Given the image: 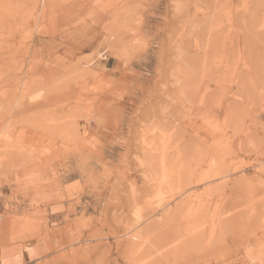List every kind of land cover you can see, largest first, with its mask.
Here are the masks:
<instances>
[{
	"label": "rangeland",
	"instance_id": "rangeland-1",
	"mask_svg": "<svg viewBox=\"0 0 264 264\" xmlns=\"http://www.w3.org/2000/svg\"><path fill=\"white\" fill-rule=\"evenodd\" d=\"M43 230L39 264H264V0H0V247Z\"/></svg>",
	"mask_w": 264,
	"mask_h": 264
},
{
	"label": "crops",
	"instance_id": "crops-1",
	"mask_svg": "<svg viewBox=\"0 0 264 264\" xmlns=\"http://www.w3.org/2000/svg\"><path fill=\"white\" fill-rule=\"evenodd\" d=\"M50 209L49 207L48 210ZM52 251V240L47 230H43L32 242L7 244L0 247V264H39L49 258Z\"/></svg>",
	"mask_w": 264,
	"mask_h": 264
},
{
	"label": "bare ground",
	"instance_id": "bare-ground-1",
	"mask_svg": "<svg viewBox=\"0 0 264 264\" xmlns=\"http://www.w3.org/2000/svg\"><path fill=\"white\" fill-rule=\"evenodd\" d=\"M207 19V18H206ZM206 19H204V20H206ZM223 20V19H222ZM228 22V21H227ZM230 23V22H229ZM217 26V25H216ZM221 27V26H220ZM217 30V29H216ZM215 30V31H216ZM203 31H204V29H203ZM210 31V30H209ZM213 31V30H212ZM210 34V33H209ZM217 36V35H216ZM208 43H209V40L207 41ZM207 43V44H208ZM210 44V43H209ZM212 44V43H211ZM211 47H212V45H210ZM214 47V46H213ZM206 50V49H205ZM207 51V50H206ZM205 54V53H204ZM232 54V53H231ZM207 55V54H206ZM212 56H213V53H212ZM207 58H208V56H207ZM205 59H206V57H205ZM205 59H204V61H205ZM240 59V58H239ZM206 62V61H205ZM238 62V61H237ZM205 64V63H204ZM205 66V65H204ZM206 67V66H205ZM206 69V68H205ZM204 69V70H205ZM208 71V69H206L204 72L206 73ZM203 72V73H204ZM236 74V73H235ZM207 75V74H206ZM214 75V74H213ZM197 89V88H196ZM210 91V90H209ZM41 92V91H40ZM197 92V91H196ZM35 95V94H34ZM39 96V95H38ZM196 96V95H195ZM202 103V102H201ZM210 126H211V124H210ZM208 128V127H207ZM211 128V127H210ZM212 129V128H211ZM217 129V128H216ZM213 132V131H212ZM210 159V158H209ZM198 163V162H197ZM208 163V162H207ZM199 167V166H198ZM208 167V166H207ZM164 168V167H163ZM202 169V168H201ZM164 170V169H163ZM210 171V170H209ZM167 171L165 170L164 171V174H163V180L164 181H166V178H167V173H166ZM204 172H208V171H204ZM211 172V171H210ZM208 174H206V176H207ZM210 176V175H209ZM210 178V177H209ZM207 181V180H206ZM201 184V183H200ZM62 197V196H61ZM199 199V198H198ZM205 201V200H204ZM199 203V202H198ZM205 205V204H204ZM193 206V205H192ZM197 208V207H196ZM189 209V208H188ZM204 210H206V208H204ZM191 212V211H190ZM202 212H203V210H202ZM205 212V211H204ZM189 213V212H188ZM188 213H187V215H188ZM192 213V212H191ZM190 213V214H191ZM201 213V212H200ZM199 213V214H200ZM206 213V212H205ZM202 215V214H201ZM203 215H206V214H203ZM187 217L188 216H186V219H187ZM189 217H190V215H189ZM195 217V216H194ZM193 217V218H194ZM201 218H203V217H201ZM184 219V218H183ZM194 220V219H193ZM199 220V219H198ZM205 220V219H204ZM203 220V221H204ZM189 221V220H188ZM202 222V221H201ZM195 223V222H194ZM199 223V222H198ZM197 223V224H198ZM20 221L19 220H15V221H13V223H12V225H11V229H10V234L13 236V237H15V235H16V233H17V229H19V227H20ZM188 224V223H187ZM194 224L192 223V226H193ZM196 225V224H195ZM189 226V225H188ZM190 227H191V225H190ZM193 227H196V226H193ZM198 227H199V225H198ZM197 227V228H198ZM189 230H190V228H189ZM138 233V232H137ZM136 233V234H137ZM139 236L141 237V235L139 234ZM139 236H138V234L137 235H133V238H132V240L134 239V242H135V240H138L139 239ZM142 236H144L143 234H142ZM131 240V239H130ZM136 245H137V243H136Z\"/></svg>",
	"mask_w": 264,
	"mask_h": 264
}]
</instances>
